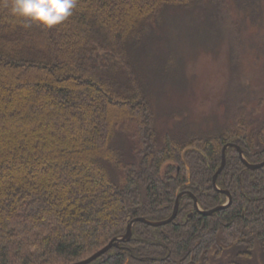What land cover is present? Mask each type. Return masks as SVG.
I'll use <instances>...</instances> for the list:
<instances>
[{"label": "trees", "instance_id": "obj_1", "mask_svg": "<svg viewBox=\"0 0 264 264\" xmlns=\"http://www.w3.org/2000/svg\"><path fill=\"white\" fill-rule=\"evenodd\" d=\"M177 8L264 52V0H77L52 28L13 27L0 0V264L86 258L134 217L167 218L181 191L204 210L222 204L212 176L228 142L264 160V98L240 67L216 131L184 132L186 114L155 108L150 75L182 74L177 53L170 65L160 49ZM216 184L229 205L201 214L184 194L170 222H134L129 240L87 264H211L227 253L229 264L264 261V165L248 168L229 146Z\"/></svg>", "mask_w": 264, "mask_h": 264}, {"label": "rangeland", "instance_id": "obj_2", "mask_svg": "<svg viewBox=\"0 0 264 264\" xmlns=\"http://www.w3.org/2000/svg\"><path fill=\"white\" fill-rule=\"evenodd\" d=\"M187 10V8L175 10L174 20L178 30L173 29L170 32L168 47L166 44L164 45L166 48L160 47L161 52L167 54L168 64L171 65L174 58L179 57L180 73H182L180 81L175 74L163 80H157L156 74H151L150 80L153 81L151 83L153 87L150 88L155 101L154 106L161 112L160 114L175 111L186 114L181 118L178 129L180 127L184 132L191 133L197 130L209 133L219 129L230 114V103L237 96L240 88V83L236 80L238 67L245 70V77L250 80L249 88L253 96L264 98V52H261L256 45L250 46L252 42L249 40L246 51L243 45H240L241 42L233 38L227 26L222 28L219 26L220 29H216L218 23L214 22V26L209 25L207 22L209 20L202 18L203 13L197 23H193L194 19H190V22L186 21L188 14L189 18L197 14L195 11L188 13ZM170 20L173 19L167 18L165 21L167 28H169ZM201 26H207L208 29L194 30ZM212 26L216 29L215 31L211 29ZM175 35L176 38H174ZM160 42H156L155 45H159ZM253 102L255 105L258 104V101ZM259 109L264 110V106ZM124 113L123 110L116 112L114 110L110 115L115 117ZM161 120L163 124L169 121L168 119L165 121V117H161ZM226 201L227 198L223 203ZM230 257L229 253L224 254L222 259L225 262L217 259L211 264H229L226 261ZM243 260L239 264H250ZM251 264H264V261L259 257L255 263Z\"/></svg>", "mask_w": 264, "mask_h": 264}, {"label": "clouds", "instance_id": "obj_3", "mask_svg": "<svg viewBox=\"0 0 264 264\" xmlns=\"http://www.w3.org/2000/svg\"><path fill=\"white\" fill-rule=\"evenodd\" d=\"M16 18L12 26L20 23L24 28L33 24L46 28L61 24L72 15L77 0H4Z\"/></svg>", "mask_w": 264, "mask_h": 264}, {"label": "water", "instance_id": "obj_4", "mask_svg": "<svg viewBox=\"0 0 264 264\" xmlns=\"http://www.w3.org/2000/svg\"><path fill=\"white\" fill-rule=\"evenodd\" d=\"M229 146L237 149L241 160L243 161V163L248 168L255 169V168H258V167H261L264 165V160H262L260 162H256V163H252V162L247 161V159L245 158V156L243 154L242 149L237 144H235L233 142H228V143L224 144L222 149H221V162H220V165L218 166V168L216 169V171L214 172V174L212 176V184L215 187V189L222 191L227 195V201L225 203H222V204H219L213 208L204 210V209H201L199 207L198 202H197V198L193 195V193L191 191H189V190L181 191L177 194V196L175 198V202H174L172 212L167 218L162 219V220H151V219H148L144 216L134 217L128 222L127 227H126V231L123 234H120V235L112 238L107 244H105L103 247H101L100 249L93 252L88 257L83 258L81 260H77V261L69 263V264H87V263L91 262L93 259H95L96 257H98L100 254L104 253L111 246H118L120 242H124V241L129 240L130 236H131L132 225L136 221H142L144 223H147L150 225H155V226L170 222L176 216L177 211H178V207H179V198L184 194H189L192 196L193 207L201 214H211L214 210L219 209V208H223V207L229 205L231 202V195H230L229 191L226 189L219 188L216 185V177H217L218 173L221 171V169L225 163V149Z\"/></svg>", "mask_w": 264, "mask_h": 264}]
</instances>
